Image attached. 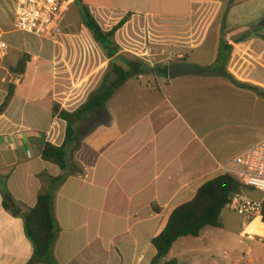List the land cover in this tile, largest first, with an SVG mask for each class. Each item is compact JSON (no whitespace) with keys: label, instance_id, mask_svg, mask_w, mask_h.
Returning <instances> with one entry per match:
<instances>
[{"label":"crops","instance_id":"obj_1","mask_svg":"<svg viewBox=\"0 0 264 264\" xmlns=\"http://www.w3.org/2000/svg\"><path fill=\"white\" fill-rule=\"evenodd\" d=\"M105 1L104 6L87 4L99 24L101 20L107 24L104 30L132 15L116 35L122 50L112 60L83 25L81 32H72L69 26L55 42L19 32L17 0H0V39L8 40L0 63V107L14 87L12 100L0 115V264H44L35 258L22 209L7 211L3 207L1 189L5 184L16 203L33 208L41 189L38 175H67L66 183L54 193L60 234L53 255L58 264H150L156 255L152 240L165 229L174 209L194 200L203 184L226 174L224 167L232 166L236 157L264 138L262 135L235 158L224 159L207 143L197 118L207 87L224 86L248 95L254 106L264 105V97L238 87L228 77L264 92L263 1L236 0L222 17L223 0ZM252 26L256 31H250ZM223 42L233 46L224 64L228 76L209 71L215 67ZM154 48L186 62L210 50L214 60L201 67L204 74L178 78L186 79L183 82L169 80L157 91L128 82L108 103V120L67 147L65 172L44 161L45 144L60 147L66 138L67 123L54 116V105L75 112L101 86L111 61L116 63L125 54H144L145 50L150 54ZM25 55L30 58L25 72L13 73ZM123 92L134 99L141 94L134 110H127ZM145 105V113L140 115L137 111ZM99 185L106 186L101 215L106 222L110 216L121 221L126 235L110 243L103 238L87 244L77 239L89 222H82L72 205L83 204L80 195L84 188ZM110 191L117 201L106 208ZM153 204L161 208L160 213L154 211ZM252 237L264 241L262 236ZM196 239L203 241V233ZM253 250L233 252L232 247L224 252V260L233 264L238 255L243 261L252 259Z\"/></svg>","mask_w":264,"mask_h":264},{"label":"rangeland","instance_id":"obj_2","mask_svg":"<svg viewBox=\"0 0 264 264\" xmlns=\"http://www.w3.org/2000/svg\"><path fill=\"white\" fill-rule=\"evenodd\" d=\"M261 1L264 2V0ZM83 2L86 5L88 4L95 7L107 5V1L105 0H83ZM223 2L224 6L221 10V17L227 15L226 13L230 7L235 4L236 0H223ZM237 2L246 3L247 0H237ZM101 22V27L105 29L107 24L104 23L105 21L101 20ZM63 25L67 28L70 26L69 30L72 32H81L84 30L82 29L81 3L79 0L72 1L68 11L63 17ZM69 30L67 29V31ZM250 31H256V28L252 26ZM4 41L8 43L7 39H4ZM150 52L149 54L148 51L145 50L144 54H142L143 51H140L137 56L125 54L124 57L118 59L116 63L125 69L129 68L128 62L146 64L142 67L144 71H141V75L130 80L129 84L130 86L135 84L144 89L157 91L169 82V78H166L162 73L164 68L169 66L172 62H179V59L175 54L168 55L162 52L161 49L154 48ZM213 56V52L206 50L197 53L195 57H191L187 61L199 67H208L212 65V61L214 60ZM2 61L3 58H1L0 63ZM149 69H154L155 72L151 73L148 71ZM109 71L110 69L104 73L103 77ZM241 74H243L245 78L249 76L253 77L252 73ZM183 80L186 79H178L176 81L183 82ZM125 92L127 93L129 91ZM125 92L122 93V96L126 99L127 110H134V107L138 106L137 101L141 94L137 95L134 99V95L131 96L128 94L127 96ZM202 95L204 97H202L201 102H199L197 112V118L200 122L199 125L206 135L205 139L207 143L224 159L235 158L264 135V105H261L262 103L258 106H254V101L247 100L251 97L235 90L233 91V89L225 88L224 86L207 87L203 90ZM130 100H132V102H129ZM145 109L146 105L140 107L137 112H141L140 115H142L145 113ZM76 129L85 133L90 128L87 125H82L76 126ZM105 187V185H99L95 188H84L83 195H80V199L84 198L83 204L80 205L79 203H75L72 205L73 210L79 212V217L82 222H85V220L89 222L87 228L83 225V229L81 230L82 234L79 235L80 237L78 236L79 238L77 239L83 243L89 244L93 242L96 244V241L103 238L110 243L111 240H120V238L126 235V233H124L125 225L121 221H117L110 216L108 217L110 218L109 222H106V218L104 219L101 215L104 208L103 191ZM126 188L128 190L132 189L129 186H126ZM245 193L253 199L262 200L264 198V193L253 188H251V193ZM109 195V199L106 201V208L109 206L112 208L117 201L112 191L109 192ZM221 219L224 223L223 229H205L203 232L205 239L203 241L192 237L179 240L174 245L165 261L169 262L176 259L179 261V264H229V261L224 260V252L230 251L233 247V252L235 250L238 252L242 250L246 252L249 248L254 249L252 259L250 257L243 261V256L238 255V257L233 260V264H257L258 259H260L259 263L264 262V248L262 247L264 241L258 238L254 241L242 238V218L226 208L222 213ZM245 234L264 237V229L261 224L257 222ZM141 248H143V245ZM149 255L152 256L151 252ZM237 260L239 262H237Z\"/></svg>","mask_w":264,"mask_h":264},{"label":"trees","instance_id":"obj_3","mask_svg":"<svg viewBox=\"0 0 264 264\" xmlns=\"http://www.w3.org/2000/svg\"><path fill=\"white\" fill-rule=\"evenodd\" d=\"M234 1V0H231ZM81 3L82 24L92 34L95 42L102 48L106 57L110 60L121 52V47L116 41V34L129 22L131 14L124 17L110 31H105L91 8ZM233 46L223 42L219 49L217 61L212 71L223 76L225 74L224 64L227 55L232 51ZM29 56H24L18 63L13 73L23 74L25 72ZM185 62L186 60H178ZM146 64H136L128 62V69L111 61L110 71L105 75L101 86L94 91L79 109L73 113L61 110L60 105L53 107L54 116L59 117L67 123L66 138L62 146L58 147L51 143H46L41 156L44 161L57 165L62 172L68 168L67 147L77 144L86 132L77 130L76 126L87 125L93 130L97 125L108 120L107 105L115 94L124 87L130 80L140 76L142 67ZM147 71V70H146ZM154 73V69L148 70ZM163 75L168 78V66L163 70ZM238 87L253 91L264 97V92L259 88L235 81L228 76ZM14 96V87L11 86L7 98L0 107V115L7 109ZM41 182V189L37 196L35 207L29 208L21 203H16L5 184L1 191L3 193V207L7 211L15 208L22 209V217L25 222V231L35 249V258L44 264H58L53 255V251L60 234L59 223L54 211L55 192L59 190L67 181V175L53 177L44 172L37 177ZM250 192L251 188L242 185L234 176L230 174L219 175L203 184L196 193L194 200L174 209L169 217L165 229L152 240V245L156 250V255L150 264H178L177 260L169 262L165 259L170 254L174 245L184 238H199L207 228H223L221 216L229 205L231 199L239 193ZM156 213L161 212V208L153 204ZM263 224L264 229V198H263Z\"/></svg>","mask_w":264,"mask_h":264},{"label":"built area","instance_id":"obj_4","mask_svg":"<svg viewBox=\"0 0 264 264\" xmlns=\"http://www.w3.org/2000/svg\"><path fill=\"white\" fill-rule=\"evenodd\" d=\"M73 0H17L16 28L19 32L39 39L55 42L63 36L67 27L63 17ZM8 44L0 39V58ZM226 174L234 176L242 185L264 193V138L252 145L244 154L233 160L232 166L224 167ZM227 208L243 219L246 229L263 218V199H253L245 192L236 194ZM250 234L242 238L255 239Z\"/></svg>","mask_w":264,"mask_h":264},{"label":"water","instance_id":"obj_5","mask_svg":"<svg viewBox=\"0 0 264 264\" xmlns=\"http://www.w3.org/2000/svg\"><path fill=\"white\" fill-rule=\"evenodd\" d=\"M205 73V69L188 62H172L168 66L169 80H176L186 76H199ZM19 213L20 210L16 209Z\"/></svg>","mask_w":264,"mask_h":264},{"label":"bare ground","instance_id":"obj_6","mask_svg":"<svg viewBox=\"0 0 264 264\" xmlns=\"http://www.w3.org/2000/svg\"><path fill=\"white\" fill-rule=\"evenodd\" d=\"M257 222H259L260 223V221H255L253 224H251L248 228H247V230H246V232L249 230V229H251L252 228V226L255 224V223H257Z\"/></svg>","mask_w":264,"mask_h":264}]
</instances>
